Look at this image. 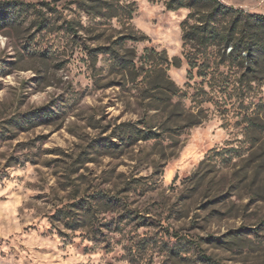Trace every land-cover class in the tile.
Masks as SVG:
<instances>
[{"label": "rangeland", "instance_id": "1", "mask_svg": "<svg viewBox=\"0 0 264 264\" xmlns=\"http://www.w3.org/2000/svg\"><path fill=\"white\" fill-rule=\"evenodd\" d=\"M170 1L0 0V264H264V56Z\"/></svg>", "mask_w": 264, "mask_h": 264}, {"label": "trees", "instance_id": "2", "mask_svg": "<svg viewBox=\"0 0 264 264\" xmlns=\"http://www.w3.org/2000/svg\"><path fill=\"white\" fill-rule=\"evenodd\" d=\"M169 8L188 6L193 9L210 10L206 18L199 17L198 23L183 24L185 43H214L226 46L232 43L233 54L245 58L252 64H258L259 57L264 56V14H252L240 8L227 6L220 0H171ZM206 45V44H205ZM204 45V46H205ZM246 52V57L242 53Z\"/></svg>", "mask_w": 264, "mask_h": 264}]
</instances>
